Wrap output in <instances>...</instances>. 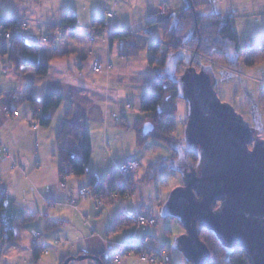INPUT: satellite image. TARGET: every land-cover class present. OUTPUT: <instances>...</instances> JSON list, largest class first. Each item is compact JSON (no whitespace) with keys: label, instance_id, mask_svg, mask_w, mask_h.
Listing matches in <instances>:
<instances>
[{"label":"crops","instance_id":"obj_1","mask_svg":"<svg viewBox=\"0 0 264 264\" xmlns=\"http://www.w3.org/2000/svg\"><path fill=\"white\" fill-rule=\"evenodd\" d=\"M95 1L89 0L90 3ZM197 1L154 0L151 9L140 20L141 23L139 25H133V27L128 25L122 29L112 27L114 31H122L128 28L133 33H130L132 35L115 37L111 41H109V36H107V39L102 41L108 47L107 54L104 56H99L95 53V48L93 47L95 44L88 42L86 32H81L72 37H65L52 46L39 44L35 39V43L39 47V61L47 63L49 67L45 76H37L33 69L26 67H21L17 73L13 67H10L7 57L0 54V64L3 65L2 68L4 69L0 71V187L6 188L21 207L28 210L29 213H34L32 218H29L28 214H24L14 222L16 238L11 242L8 250L11 251L12 255L13 250L20 248L19 244L17 245V238H21L22 232L29 241L33 236H39L36 247H31L28 243L27 250H22V253H27L23 264H61L67 258H71L67 264H95L96 261L94 260L89 258L80 259L79 257L93 254L113 256L123 246L140 245L146 238H148V242L152 246H170L162 230L165 222L158 223L157 221V224L148 229V231L145 229L147 226H137L134 223L125 225L118 230H113L111 227L119 213L127 212L133 214L136 218L139 214L151 212L153 205H158L156 204L158 203L157 197L162 198V195L153 196L148 193L149 184H145L148 182L138 181L133 199L120 197L106 199L100 206H96L91 199L80 200L76 197L77 190L80 187L88 186L89 175L69 176L65 180V187H62L57 173L60 156L57 151L58 159L52 153L48 164L44 161L48 153H44L43 138H51L53 145H56L55 134L57 126L65 119L85 125L90 131L89 123L84 117H86V111L95 105L84 107L85 112L82 114L84 110L77 112L74 102L67 104L66 95L74 88L84 96L92 87L90 94L96 93L104 98L106 102L112 97L114 100L111 105L106 104L99 107L101 110L103 107L106 108V117H109L110 121L112 120L108 110L113 106H117L120 99L118 94L111 92L112 90L118 92L120 85L145 82L149 85V89L139 91L140 97L148 93L150 87H153V84L157 81L155 80V72L150 60L153 56L155 59L157 57L155 54L152 56L149 50L151 42L148 41V38L150 39V37L136 33L137 30L148 20L164 18L162 14L157 13V8L162 2L165 3L167 8L166 16L171 14L177 16L190 2L196 5ZM211 1L214 2L212 7L205 5L202 7L203 9L201 8L203 11L200 12H213L222 16H232L234 18L233 27L237 33V24L239 23L237 17L239 14L244 16L247 12V14L251 15V19H256L254 20L255 22L264 21L261 18L264 16V0H243V2L239 0ZM217 2L220 4L230 2L232 6L220 8L217 7ZM156 4L158 5L156 6ZM86 7L84 6L83 8ZM76 10L68 5H60L59 10L55 13L56 15L52 14L49 18H43V16L30 17L57 21L62 20L67 12H71L76 16V23L82 26L88 25L98 18L103 19V23L106 25L109 24L105 17L97 14L89 16L86 13H82V11ZM0 15L18 17V15L2 12H0ZM160 35L161 32L159 30H153L151 33L153 38H159ZM246 37L251 38L254 44H261L264 40V34L256 35L251 33L246 36L243 35V39ZM130 51L132 54L129 53ZM137 52L142 54H136L137 56L132 58L127 56L135 55ZM94 58H98L104 65H110V68L103 72H93L91 64ZM134 58L137 59L134 61L130 60ZM117 60H121V62L117 64L115 62ZM131 65H134L133 69ZM260 66H262V63L246 66L245 70L256 75H258L256 71L262 72L261 75H264V70ZM40 81L42 83L38 84ZM134 86L136 87L137 85L135 84ZM45 92L60 93L63 95V100L54 112L48 128L39 129L38 126L34 128L32 121L35 119L32 116L31 106L27 98L34 96L37 99H41ZM127 104L129 103L127 102L125 108L123 107L124 109L120 110L121 116L119 118L122 116L127 117V114H130L126 108ZM21 107H24L22 111ZM67 111H70L68 118ZM14 112H17V114ZM107 127L102 132L104 138L107 136ZM26 128L34 131L33 137L27 132ZM31 142H33V145L27 147V144ZM47 157H50V155ZM128 160L133 159H127L116 164L115 172L119 164ZM141 162L143 163V161ZM88 172H93L99 179L110 173L109 170H88ZM68 190L74 195L72 201L68 200ZM131 227L135 228V231ZM153 227L155 228L153 229ZM139 228L142 229V233L139 232ZM55 240L58 241L57 244H55ZM34 248L39 250V257L36 261H34L32 256ZM170 259L171 264H175L171 256ZM138 260L137 257L130 255L128 258H122L118 263L108 261L106 264H141V261L139 262ZM2 264L16 263L5 262ZM178 264H183V262H178Z\"/></svg>","mask_w":264,"mask_h":264},{"label":"rangeland","instance_id":"obj_2","mask_svg":"<svg viewBox=\"0 0 264 264\" xmlns=\"http://www.w3.org/2000/svg\"><path fill=\"white\" fill-rule=\"evenodd\" d=\"M153 1L154 0H96L95 2L90 3L89 0H0V12L23 16L27 18L30 24L29 30H31L32 33L34 34H37L36 31L37 28L40 27L39 26L40 22H44L46 26H48L51 23L54 24L56 22H60V20L49 21L39 18H32L30 16H34V17L43 16V18L45 17L49 18L51 17L52 14H55L59 10L60 5L71 6L75 10L77 9L79 11H82V13H86L89 16L96 14L100 15L102 17H105L107 23H109L107 25L111 29L112 27H115L116 29H122L127 27L128 25L132 27L133 25L134 26L139 25L141 23L140 20L143 17H145L148 14V11L151 9L153 5L152 4ZM239 1L243 2V0H239ZM213 3L214 2H212L211 0H198L196 4V9L197 11H203L202 7H204L205 5H209L210 7H212ZM157 5L158 4H156V6ZM84 6L87 7L83 8ZM226 6L231 7L232 3L226 2L220 4L217 2V7L225 8ZM166 9L167 8L165 3L162 2L161 4H159L157 8V13L162 14V16H164L165 18ZM108 10L113 13L112 18L106 17ZM250 17L251 15L247 14V12L244 16L243 15L241 16L239 14V16L237 17V21L239 20V23L237 24V30L241 45H243V41H244L243 35L246 36L251 33H254L256 35L264 34V21L255 22L254 20L256 19H251ZM261 18L264 19V16H262ZM138 31L139 30H137V32ZM128 32L133 33L131 29H128ZM107 36L108 35H104L102 38H99L95 42H92L93 44H95L93 45V47L95 48V53L99 56H104L107 54L108 47L106 43L102 42L107 39ZM153 36H157V35L154 34ZM153 36H151L150 39L148 38V41L151 42L152 39H154ZM159 38L162 40L163 43L159 45L157 54H155L157 58H160L164 55V52H166V47L170 44L171 41L170 36L169 37L163 36L162 33L159 36ZM35 39L36 36L31 35L29 36L28 40L32 43H35ZM37 42L39 44H45L47 46L49 45L47 43H40L38 40ZM88 42L92 44L89 40ZM50 46L52 45L50 44ZM129 53L132 54L131 51ZM136 54L141 55L142 53L137 52L135 53V55H127V56L132 58V57H136L137 56ZM175 56L177 58L176 60L179 59L178 60L179 63L182 62L181 64L182 66L181 65L180 66L183 71L186 67H188V64L192 62V60L207 66H211L213 70V78H214L213 88L216 94L218 95L219 99L224 103L230 105L239 115H241L244 118V120L247 123H249L250 127L255 128L257 130L256 133L258 137L264 138V84L262 83L264 82V75H261L262 72L259 73L256 71L258 75L254 74L253 72H249L245 70L246 65H243L242 63H240L235 68H229L223 63V61L221 62L216 58H208V57L206 58L205 56L196 52L195 50L193 51L191 49H187L183 47L179 48ZM135 59L137 58L130 60L134 61ZM156 59L154 58L153 61H151V66L153 67L155 72V80H157L156 70L160 66V61ZM115 62L118 64L121 62V60H117ZM260 63H262V66L260 67L263 68L264 70V59ZM0 65H1L0 71L1 70L3 71L4 70L2 68L3 65L2 64ZM102 65H103L102 72L110 68V65H104L103 63ZM131 67L133 69L134 65H131ZM256 78L258 79L256 80ZM41 83L42 81H40L38 84ZM135 84L137 85L136 87L134 86ZM135 84L130 83L126 85H120V89H118V92L115 90L111 91L114 94H118V98H120L117 103V106H113L112 108H110V110H108V114L111 116L112 121L109 120L110 119L109 117H106V113H105L106 108L103 107V109L101 110L99 107L100 105H106V104L111 105L114 99L110 97L109 101L106 102L104 98H102L100 95L96 93L93 95L90 94V90L92 87L88 92L85 93L84 96L81 93L77 92L76 89L74 88V90H71L69 93H67L65 100L67 104L74 102L75 108H77V112L83 111L84 107L86 108V106L90 107L91 105H95L90 110L88 109L86 111V117H84L86 121L89 123L90 133H91L92 151L90 157L91 160L88 165L89 171L109 170L111 174H114L116 164L125 161L127 159H133V160H128L126 162L135 161V160L143 161V163L140 161L141 169L138 172L140 174L143 169L142 164L148 161H152L156 158L157 159L165 158L171 156L172 154H175L176 158L174 165L177 164V166L173 167L172 170H166L162 172L155 179L145 184H149L148 193H150L151 195L153 196H157V194L162 195V198L157 197L158 203L156 204L158 205H153L152 211L149 212L150 215L156 218V224L157 221L158 223L165 222L164 226L162 224L163 226L162 230L164 231L165 239L168 243H170V246L167 247L162 246L160 248L164 249L166 253L167 252L169 253V255L172 257L173 263L178 264V262H183V264L184 263L190 264L186 262L185 257L183 256V254L181 253V251L177 246L179 238L185 233L182 224L174 218L171 219L169 217L163 216L161 213L162 205L165 202L166 198L168 197L169 193L174 188L183 185L181 169L183 167L187 169L191 168V165H189V162L187 161L184 153L185 150L189 148V145L183 140L184 128L187 120V103L186 100L183 98L177 99L176 101L177 110L174 114L175 124L174 127L169 132L172 136L178 139V142L176 143V148L178 149V153H174L173 150L169 149L165 143L162 142L160 143V141L154 136H147L143 138V140L139 143L138 134L133 124L139 117L142 118L146 116V114L142 112L143 97H140L139 91L141 90L145 91V89H149V85L145 82H137ZM152 90L154 91V88L151 86L150 91ZM127 102L129 104H127L126 108L129 110L128 112L130 113L127 114L128 125L126 126L115 125L116 121L120 119L119 118V116H121L120 112L122 111V109L125 108V104ZM23 109L24 107H21V111ZM84 112L85 110L82 112V114H84ZM112 112H115L117 114V119L112 117ZM33 125L38 126L39 129L48 128V126L44 127L40 125L37 120L32 121V126ZM106 126H108L107 127L108 130L106 133L107 136L106 138H104L102 136V132L105 131ZM26 129L27 132L33 137L34 131L32 129H28V128ZM43 140H44L43 143L44 153H48L47 156L50 155V157L46 156V158L44 159V161L48 164V160L51 159L52 153L55 154L56 159H58L59 156L57 155V149L55 147L56 145L55 144L53 145L52 139L43 138ZM32 145L33 142L27 144V147L28 146L31 147ZM123 163L119 164L118 167ZM170 167H172V165H170ZM140 181L142 182L144 181L142 177H140ZM83 187H88V186H83ZM70 194L72 195V200H73L74 195L70 190H68L67 196ZM120 198L133 199L132 196L131 197L121 196ZM91 200L95 202L96 206H100L106 199L103 197L102 199L98 200V202L96 201V199H91ZM152 226L155 225H143V227H146L145 228L146 231H148V229H151ZM154 228L155 227H153V229ZM131 229L135 231V228L131 227ZM138 230L140 233L143 232L141 231L142 229L140 228ZM36 236L38 235H35V237ZM31 239L29 241L28 238L24 236L22 232L21 238L20 239L17 238V245L19 244L20 248L18 250H13L12 251L13 254L11 255V251H9L8 247H6L3 250L0 264L5 262L8 263L14 262L16 264H23L27 257V253L26 252L22 253V250L23 251L27 250V246H29V244L31 247H36L38 245V244L32 245ZM54 242L55 244L58 243L57 240H55ZM124 247L125 246H123L122 248ZM44 251L46 252V250ZM130 255H132L133 257H137L139 259L138 255L134 252L129 253L125 258H128ZM138 261L140 262L141 260L139 259ZM140 263L146 264L145 262L142 263V261Z\"/></svg>","mask_w":264,"mask_h":264},{"label":"trees","instance_id":"obj_3","mask_svg":"<svg viewBox=\"0 0 264 264\" xmlns=\"http://www.w3.org/2000/svg\"><path fill=\"white\" fill-rule=\"evenodd\" d=\"M15 18L0 15V24L8 27L14 22L12 20ZM60 22L76 24V16L71 12H67ZM90 24L106 25L103 23V19L100 18L93 20ZM233 25L234 18L232 16H222L213 12L202 13L197 11L194 3H189L177 16L169 15L159 20H148L139 29L137 33L145 37H151L153 30H159L163 36H170L171 40L166 47L164 55L156 59L160 61V66L156 70L157 81L153 84L154 91H149L142 98V112L146 116L138 118L133 124L138 134L139 143L147 136H154L160 143H165L174 153H178L176 148L178 139L169 132L175 124L176 101L182 98L179 76L184 71L181 68L182 62L179 63V59L176 60L175 56L180 47L195 50L206 58H216L221 62L223 61L229 68H235L240 63L252 66L263 61L264 40L261 44H254L251 38L246 37L243 39V45H241L239 35ZM126 35H132L128 32V28L122 31L113 30L108 36L109 41H111L115 37ZM72 36L76 35L72 34L69 37ZM28 39L29 37L26 38L24 36L12 37L6 40L0 39V54L7 57L10 67H13L17 73L21 67H26L33 69L37 76H45L48 73V64L39 61V47ZM162 43L160 38L152 39L149 50L153 55L157 53L158 47ZM153 59L152 57L150 61H153ZM203 66L207 65L193 60L188 64V67L196 70H200ZM211 71L213 72L212 67ZM27 99L29 100L34 119L40 125L46 127L50 125L54 112L63 100V95L45 92L41 99H37L34 96H29ZM69 116L70 111H67V118ZM145 122H151L152 124V129L146 134L143 133V124ZM115 125H128L127 117L122 116L116 121ZM55 143L60 156L57 173L61 185L65 186V180L69 176L88 174V187H96V193L103 187H112L115 190V181L120 178L117 170L114 174H106L102 179H99L93 172H88L87 168L90 162L92 146L90 131L85 125L74 123L67 119L62 120L57 126ZM184 153L189 165L194 167L197 162L196 152L189 147ZM175 158V154H172L169 157L156 158L142 164L141 173L130 179L131 187L133 189L136 188L140 177L144 180L143 182H150L162 172L172 170L173 167L177 166V164L174 165ZM117 190L123 193V190ZM104 198L113 199L110 197ZM217 205L218 203L215 206ZM24 214H28L29 218L34 217V213H29L28 210L21 207L6 188L0 187V258L3 250L9 247L16 238L14 222ZM134 221L135 216L133 214L122 212L116 216L111 227L113 230H118L125 225L134 223ZM199 236L210 253L211 259L207 264H249L242 249L236 248L230 252L225 250L217 239L204 229H200ZM140 248V245H126L124 250L137 253ZM115 255L116 253L113 256L103 254H93L91 256L100 260L95 264H106L108 261H112ZM32 256L34 261H36L39 257V250L34 248ZM63 262L64 260L61 264Z\"/></svg>","mask_w":264,"mask_h":264},{"label":"water","instance_id":"obj_4","mask_svg":"<svg viewBox=\"0 0 264 264\" xmlns=\"http://www.w3.org/2000/svg\"><path fill=\"white\" fill-rule=\"evenodd\" d=\"M213 82L211 66L188 67L179 76L187 103L184 141L197 162L181 169L183 185L169 193L161 213L182 224L185 233L177 246L190 264L211 259L200 229L229 252L242 249L249 264H264V138L219 99ZM151 129V122L143 124V133Z\"/></svg>","mask_w":264,"mask_h":264},{"label":"built area","instance_id":"obj_5","mask_svg":"<svg viewBox=\"0 0 264 264\" xmlns=\"http://www.w3.org/2000/svg\"><path fill=\"white\" fill-rule=\"evenodd\" d=\"M113 13L111 11L107 12V17H112ZM4 17V16H3ZM10 26L6 27L4 24H0V39L6 40L12 37H26L28 38L31 35L36 36V41L38 40L40 43H47L51 45H55L59 43V41L64 38L65 36H71L72 34L77 35L81 32L87 33V39L92 43L95 42L97 39L102 38L104 35H109L113 30L107 25H79V24H71V23H63V22H56L51 23L48 26L44 22L39 23V28H37L36 33H32L29 30V20L23 16H18L13 19ZM91 69L93 72H101L103 70V65L99 59L95 58L92 61ZM264 84V82H262ZM17 114V112H14ZM112 117L117 119V114L112 112ZM36 128V125H33ZM141 169L140 161H130L123 163L117 169L118 175L120 178H117L115 181V190L114 188H100L92 189L89 187H81L77 191V198L80 200H87V199H102L103 197H110V198H118V197H133L135 193V189L131 187L130 179L136 175ZM1 184V179H0ZM62 186H64L62 184ZM117 189L123 190V193H120ZM100 198H98V197ZM68 199L72 200V195H68ZM134 223L137 226L143 225H156V218H154L150 213H143L136 216ZM148 238L145 239L143 243L140 244L141 248L139 252L136 254L138 255L139 259L143 262L148 264H171L170 255L164 249L160 247L152 246L148 242ZM32 245L38 244V236H34L31 239ZM134 251H125L124 248L119 249L116 252V255L112 259L111 262L118 263L121 261L122 258L126 257L129 253ZM135 253V252H134Z\"/></svg>","mask_w":264,"mask_h":264}]
</instances>
